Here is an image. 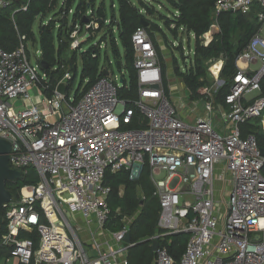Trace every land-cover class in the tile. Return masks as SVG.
Here are the masks:
<instances>
[{
  "label": "built area",
  "instance_id": "built-area-1",
  "mask_svg": "<svg viewBox=\"0 0 264 264\" xmlns=\"http://www.w3.org/2000/svg\"><path fill=\"white\" fill-rule=\"evenodd\" d=\"M12 3L0 0V8ZM254 6L260 9V28L236 59L223 107L205 101L206 116L193 121L181 117L165 95L158 54L144 28L131 36L136 98L120 97V88L129 89L127 78L110 74L72 96L73 75L65 73L51 88L49 72L31 62L24 37L14 51L0 47V139L10 144V169L38 178L2 208L0 262L129 264V226L122 221L120 230L108 234L109 241L97 237L105 233L111 215L110 188L103 179L126 171L134 180L146 164L162 231L151 238L158 242L153 264H264V156L255 136H242L240 128L254 119L264 122V96L246 100L264 81V0H217L210 29H218L223 13L246 15ZM94 22L95 14L87 9L82 24L77 21L69 33L72 50L90 38ZM210 29L200 37V46L212 41ZM222 64L214 63V76ZM59 84L66 86L64 95L57 92ZM31 89L42 97L41 105L30 103ZM17 103L28 106L15 109ZM216 110L221 122L230 125L226 133L213 128L210 116ZM133 123L140 127L123 128ZM216 173L230 182L225 215L215 199ZM77 219L89 229L87 245ZM182 233L188 239L176 261L164 240Z\"/></svg>",
  "mask_w": 264,
  "mask_h": 264
},
{
  "label": "trees",
  "instance_id": "trees-1",
  "mask_svg": "<svg viewBox=\"0 0 264 264\" xmlns=\"http://www.w3.org/2000/svg\"><path fill=\"white\" fill-rule=\"evenodd\" d=\"M93 4V0H90ZM169 6L174 10L172 19H165L166 28L174 26L172 33L176 35L177 30H184L194 35L196 45L194 56L189 61V66L181 73L184 85L191 96L198 99L197 89L202 86L204 73L201 71L202 60H223V66L220 76L226 80L225 88L220 93V100L217 105H224V97L229 93L233 83V77L237 72L236 59L246 48L251 38L260 28L256 14L259 7L254 6L250 13H223L217 19L218 29L214 33L212 41L207 47L199 45V38L206 34L213 22L212 15L214 5L217 0H166ZM73 0L66 1V12H68ZM57 0H13V3L0 8V47L5 51L11 52L20 46V38L24 37L26 44L29 41H35L33 25L37 16H45L56 7ZM27 6L25 11H21L22 6ZM118 18L112 20V29L118 32V39L124 50V71L128 78L125 86L118 90L122 98L137 97V83L133 68L134 50L131 43V36L137 28H144L154 44L157 51L159 62L161 64L162 82L165 95L170 98L166 70L164 68L160 47L155 37V33H162L161 29L153 24L150 17L154 16L152 6L142 0H117ZM85 0H79L72 16V24L67 25V17L63 20L54 22L50 20L47 24L41 23L38 28V45L41 51V61L47 64V69L41 67V70L49 72L50 85H55L63 78L66 71L72 75V81L75 80L78 69L76 66V55L70 60L66 71H60L62 57L67 48L65 38H69V33L74 24L79 21L82 24V14L90 9ZM91 10V9H90ZM97 23L102 26L105 22L102 11L95 13ZM100 18V19H99ZM143 23L147 27H143ZM58 24L56 34L55 27ZM90 40L92 37L90 36ZM88 39V40H89ZM110 45L113 55L120 59V53L116 44V39L110 36ZM69 43V42H68ZM101 45V43H100ZM100 45H95L80 55L81 60V78L86 81L83 89H78L77 96L88 90L98 79L104 77V69L100 66L98 49ZM180 50V47L178 48ZM76 52V51H74ZM56 70L53 72L52 68ZM121 68V65H119ZM262 95L264 96V83L261 84ZM261 121L254 119L241 125L242 136L253 134L257 140L258 146L264 149V131L260 127ZM140 126L133 123L125 126L127 129H137ZM260 129V130H259ZM261 131V132H260ZM264 173V169H263ZM38 178L30 173L28 176H22L20 181L6 182L5 187L11 192L12 197L18 196L19 190L28 184H36ZM103 184L110 188L107 198L111 215L106 223L112 233L117 232L122 227V220L136 215L132 224L129 226V240L132 247L128 250L127 258L129 264H153L155 253L152 251L151 238L162 233L158 228V218L160 206L158 199L154 196V184L150 178V168L145 164L138 178L131 180L129 173L120 171L115 174L107 173L103 179ZM2 214V213H1ZM1 228V226H0ZM186 234L171 235L165 238L164 244L168 252L178 261L185 249L187 240ZM160 242V241H159Z\"/></svg>",
  "mask_w": 264,
  "mask_h": 264
},
{
  "label": "rangeland",
  "instance_id": "rangeland-1",
  "mask_svg": "<svg viewBox=\"0 0 264 264\" xmlns=\"http://www.w3.org/2000/svg\"><path fill=\"white\" fill-rule=\"evenodd\" d=\"M89 8L93 13L96 11H102L104 14L105 22L101 26L100 23H96V25H92V29L89 30V33L92 37L90 40H86L75 50L70 48L71 40L70 38H65L67 42V48L65 49V53L62 57V66L59 67L60 71H66L67 67L70 63L72 56L76 55V66L78 69L77 76L74 81L69 82L68 93L74 96L78 89H83L86 81H82L80 72H81V60L80 55L83 51H87L91 49L95 45H101L98 49L100 66L107 70L112 79H120L122 76L128 78L127 74L124 71V50L120 44L118 39V32L116 29H112V18H118V5L117 0H93V4L90 0H85ZM136 2L137 0H133ZM145 3L152 6L154 11V16L150 17V20L153 24L157 25L162 33H155L156 40L158 42V46L160 47V52L163 59L164 68L166 70V78L168 80V88L170 93V99L172 104L177 109V112L182 114L186 121H193L195 118H201L205 113L203 111V102L205 101H213V104H217L220 100L219 96L222 90H224V86L226 84V80L222 79L220 73L217 76H214L212 73L215 71L214 63L222 62L223 60H202L201 61V71L204 73V78L202 79V86L197 89L198 95L200 96L198 99L194 98V94L191 96L190 92L186 89L184 85L183 78L180 76L185 69L188 68L189 61H191L194 56V48L196 45V39L192 34L187 33L184 30H177L176 35L172 33L173 27L170 26L166 28L164 21L165 19H172L174 10L169 6L166 0H142ZM79 0H73L72 5L68 12H66V2L62 3V0H57L56 7L53 11L48 12L45 16L39 15L36 17L34 25H33V33L35 37V41H29L26 43L25 47L29 50L30 60L33 64L40 63L38 61L41 60V56L37 51L40 50L38 41V28L41 23L47 24L50 20L54 22H59L63 20V17H67L66 21L67 25L70 26L72 24V16L74 14V10L76 9ZM100 19V18H99ZM58 29V24L55 27L54 34ZM216 29H210L212 37L216 32ZM113 36L116 39V44L120 53V59L115 57L112 52V48L110 45V36ZM202 38L199 39V42ZM174 44V47L172 46ZM200 45V43H199ZM180 47V50L178 49ZM76 51V52H74ZM121 65V68L119 67ZM223 66V64H222ZM69 71H66L67 73ZM264 83V81H263ZM29 95L32 97V101L34 105H41L42 97L36 95V91L30 90ZM262 95V90L251 93L246 96V100L248 102L254 100L255 98ZM207 99V100H206ZM25 106H28V103L22 104L17 103L14 108L20 109ZM193 117V118H192ZM212 123L215 130H220L221 125L225 127V124H221L220 118L212 114ZM226 126H230L229 124ZM124 128V127H123ZM127 129V128H124ZM260 130V129H259ZM262 130V129H261ZM261 132V131H260ZM216 173L215 179V199L216 202L219 203L217 206L218 210L222 212L224 215L227 213L226 200L229 194L230 182L228 181V176H223L222 180L218 179ZM136 215L131 217H127L123 219V224L130 226L135 219ZM72 221L73 218L70 217ZM83 227L82 222L80 223ZM75 226V225H74ZM76 227V226H75ZM89 231L87 227H83L82 232L79 236L82 238ZM106 240H110V235L105 236ZM101 239V238H100ZM185 239H188V235L185 236ZM6 264H18V261H14L12 258L8 260Z\"/></svg>",
  "mask_w": 264,
  "mask_h": 264
},
{
  "label": "water",
  "instance_id": "water-1",
  "mask_svg": "<svg viewBox=\"0 0 264 264\" xmlns=\"http://www.w3.org/2000/svg\"><path fill=\"white\" fill-rule=\"evenodd\" d=\"M84 23L87 22V20L83 21ZM143 27H147L146 23H143ZM40 66L44 69H47V64L44 61H40ZM103 76L108 77L109 73L104 70ZM122 82V80H120ZM66 86L64 84H59L57 86V92L64 95L65 94ZM262 156H264V149H260ZM9 153H10V144L8 141L0 139V222H1V216H2V208L5 204L10 202L12 199V194L10 191H8L5 187L6 182H13V181H20L21 176L20 173L10 169L9 167ZM126 243H130L129 235L126 236L125 239ZM158 249V242L153 241L152 242V251L156 252Z\"/></svg>",
  "mask_w": 264,
  "mask_h": 264
},
{
  "label": "crops",
  "instance_id": "crops-1",
  "mask_svg": "<svg viewBox=\"0 0 264 264\" xmlns=\"http://www.w3.org/2000/svg\"><path fill=\"white\" fill-rule=\"evenodd\" d=\"M263 34H264V30H263ZM215 105V104H214ZM216 106V105H215ZM217 106H221V107H223V105H217ZM218 110H216L215 111V115H217L218 116ZM206 116V114L204 113L203 114V116H202V118L203 117H205ZM193 118V117H192ZM210 118H211V116H210ZM211 120H212V118H211ZM213 124V123H212ZM221 124H223L222 122H221ZM260 127L262 128V130L264 131V122L263 123H260ZM214 128V127H213ZM225 128H226V126L224 127V126H222L221 125V128H220V130L218 131V130H215V131H217L218 133H226L227 132V130H225ZM151 178V177H150ZM77 221L79 222L78 224H80V221L77 219ZM82 232V230L80 231V233ZM79 233V234H80ZM109 233H111L110 232V230L108 229V228H106V231H105V233H102V232H97V237H98V240H104V241H109V240H106V238H105V236L106 235H108ZM81 238V237H80ZM101 238V239H100ZM81 240L83 241V242H85L84 244H86L87 245V242H88V232L86 233V235L84 236V237H82L81 238ZM8 260L9 259H7L5 262H0V264H6L7 262H8ZM14 261H17L16 259H13Z\"/></svg>",
  "mask_w": 264,
  "mask_h": 264
},
{
  "label": "bare ground",
  "instance_id": "bare-ground-1",
  "mask_svg": "<svg viewBox=\"0 0 264 264\" xmlns=\"http://www.w3.org/2000/svg\"><path fill=\"white\" fill-rule=\"evenodd\" d=\"M218 67V66H217Z\"/></svg>",
  "mask_w": 264,
  "mask_h": 264
}]
</instances>
